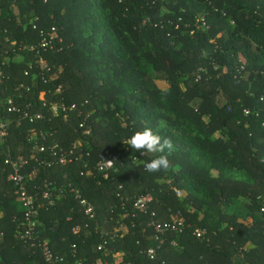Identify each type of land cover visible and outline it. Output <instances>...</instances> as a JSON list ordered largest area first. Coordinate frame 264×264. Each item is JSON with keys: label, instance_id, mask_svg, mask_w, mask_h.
<instances>
[{"label": "trees", "instance_id": "1", "mask_svg": "<svg viewBox=\"0 0 264 264\" xmlns=\"http://www.w3.org/2000/svg\"><path fill=\"white\" fill-rule=\"evenodd\" d=\"M10 6L1 0L8 14L0 18V121L7 128L0 142V264H47L38 245L15 237L14 218L22 221L23 213L4 163L21 154L23 172L30 171L37 166L32 156L47 154L32 149L37 142L66 151L78 145L72 162L40 169L27 189L38 209L34 241L67 264H112L114 254L129 264H264V0H16ZM201 16L207 27L195 29ZM39 31L56 48L35 55L24 48L40 41ZM40 72L47 83L35 78ZM7 98L42 118L30 123L22 112L10 113ZM59 102L74 109L54 114L51 105ZM167 126L190 134L198 149ZM146 127L172 140L166 171H146L144 164L161 154H142L127 143ZM105 150L117 156L107 178L94 170ZM220 169L242 173L212 174ZM71 187L96 213L80 235L74 228L87 219ZM146 194L153 197L149 211H136L134 199ZM175 216L185 224L182 233H156L152 219L163 226ZM196 228L206 231L204 239L193 235ZM156 235L164 242L154 260L146 259L140 252L157 245ZM104 241L107 252L97 251Z\"/></svg>", "mask_w": 264, "mask_h": 264}, {"label": "built area", "instance_id": "2", "mask_svg": "<svg viewBox=\"0 0 264 264\" xmlns=\"http://www.w3.org/2000/svg\"><path fill=\"white\" fill-rule=\"evenodd\" d=\"M11 2L10 8L13 10V4L16 2V0H7ZM1 2V0H0ZM1 11V9H0ZM223 16L225 14L221 12ZM37 18H35L36 20ZM179 22H182V18L178 17L177 23L175 27L177 28L179 26ZM231 24H233V21H230ZM186 27H189L188 24L185 25ZM195 29L200 28H206L207 22L205 20V17H199L195 19L194 23ZM32 29H36V25L33 24ZM192 31V30H191ZM39 34L41 36V39L36 44H30L27 45L24 50L30 53H34L35 55H39L40 52L50 51L56 48V44L54 42L53 37L49 33H44L43 31H39ZM60 41V40H59ZM38 63V61H36ZM29 69H32V64L29 65ZM36 79L40 78L43 83H47L49 81L47 75L44 72H40L36 74ZM60 90V87L56 89V93H58ZM6 105L8 108V111L10 113H21L22 119L28 120L30 123H34L36 120H40L42 118L41 113H32L31 111L27 109H20L18 108L12 98H7ZM43 106L45 104L43 103ZM28 107V106H27ZM25 107V108H27ZM74 109V105H72L70 108H67L63 102L54 103L51 105V110L54 114H58L59 112H62L64 116L68 115L67 110ZM244 114H249V110L245 109ZM80 128H83V123L79 124ZM85 135H89L88 130H84ZM7 136V128L3 122L0 121V142H2ZM35 134L32 135V139H35ZM46 137L43 135V133H40L39 140L45 141ZM78 147V145H73L72 148L69 150H63L61 148L57 149V146H52L47 148L44 144V142H37L33 146V150L39 152V153H47L42 157H34L32 156V159H34L37 166H33L30 171L23 172V170L27 166V159L21 155L16 154L15 156L7 155L4 163L11 167L12 172H10L7 176V180L11 181L15 187V194L18 198V202L21 208V211L23 213V220L19 222L18 219L14 218V220L19 223L18 224V232L15 237L19 238L22 241H28L31 242L32 246L38 245L43 259L47 264H67V261L64 256L57 253L54 249L49 247L45 243L41 242H35L36 240V226H37V215H38V209L36 205L35 198L28 194V182L34 179L36 174L40 169L49 168L55 164L59 165H65L66 163H70L73 160V156L75 155V149ZM77 157H75V160ZM137 158L134 157L133 161H136ZM106 161H113L111 164H108ZM117 162V156L114 152L105 150L104 152L100 153L98 155V159L96 162V165L94 166V170L98 173H100L103 178H107L108 172L114 169L115 164ZM83 174V173H82ZM91 172L87 171L84 175L88 176ZM70 186V184H69ZM122 186H118V189L120 190ZM70 192L73 193V196L75 200L78 202L79 206L82 209L83 215L86 217L87 222L83 226H76L74 228V232L78 235L81 234V231L83 229H88L89 222L95 220L96 213L93 205L83 197L82 193L77 187H71ZM177 195L180 194L179 191H175ZM63 193V191H61ZM46 197H48V194H46ZM153 201V197L150 194L139 196L138 198H135L133 201V208L136 211L147 213L149 211V206ZM50 204H53V201L50 202ZM260 211L262 214H264V204L261 206ZM151 215L153 216L154 213L152 212ZM159 222L152 219V226L154 227V230L158 234H162L165 230H170L172 232H178L182 233L185 224L182 220L178 219L176 216L172 218L169 222H165L163 226L158 224ZM120 229V228H119ZM206 231L203 229L196 228L193 231V235L198 239H204L205 238ZM159 236H155V240L158 242L155 247H149L147 249H142L140 254L145 256L146 259L154 260L157 256V251L163 244V239H161ZM106 241L103 243L97 245L96 250L97 251H104L107 252L106 249ZM171 245L175 246V242L171 241ZM73 249V257H75L76 252V244H72ZM113 263L112 264H129L126 262L123 258L120 257L119 254L113 255ZM121 260V261H119ZM74 264H83L81 260L76 261ZM106 264V263H105Z\"/></svg>", "mask_w": 264, "mask_h": 264}, {"label": "clouds", "instance_id": "3", "mask_svg": "<svg viewBox=\"0 0 264 264\" xmlns=\"http://www.w3.org/2000/svg\"><path fill=\"white\" fill-rule=\"evenodd\" d=\"M128 145L137 152L144 153H160L156 155L150 162L144 164V168L149 173L158 172L161 169L168 170L170 161L168 155L174 150L172 140L168 137H162L155 133L151 128H144L142 131H136L127 141ZM111 164L113 161H106Z\"/></svg>", "mask_w": 264, "mask_h": 264}, {"label": "rangeland", "instance_id": "4", "mask_svg": "<svg viewBox=\"0 0 264 264\" xmlns=\"http://www.w3.org/2000/svg\"><path fill=\"white\" fill-rule=\"evenodd\" d=\"M95 1V0H94ZM166 1V3H169L170 2V0H165ZM189 1V0H188ZM100 14V17H101V19L102 20H104V18H105V15L104 14H102V13H99ZM117 46H118V44H116L115 45V49H117ZM128 55V51H126L125 52V54H124V56H127ZM139 65H140V68H142L143 70H145V71H147L148 73H150L151 72V69H150V66L149 65H147L145 62H144V60L143 59H141L140 60V63H139ZM162 126H164V125H159V127H162ZM158 127V128H159ZM167 128H168V130L170 131V130H172L171 132H173L178 138H179V141L182 143V144H186V145H188V144H191V145H193L192 143H191V136H190V134L189 135H185V134H183L179 129H177V128H175V127H171V126H167ZM157 128L155 129V130H153L155 133H157ZM176 130V131H175ZM194 146V145H193ZM196 149H198V147L197 146H194ZM196 151V150H195ZM196 154L201 158L200 159V161L201 162H206V164H209V160H208V158H207V156H202V154L199 152V151H196ZM220 173H225V174H231V175H237V174H241L242 172H240V171H238V170H232V171H228V170H223V169H220L219 171H213L212 172V174H215V175H218V174H220ZM231 209L232 208H230L229 210H228V212H231Z\"/></svg>", "mask_w": 264, "mask_h": 264}, {"label": "crops", "instance_id": "5", "mask_svg": "<svg viewBox=\"0 0 264 264\" xmlns=\"http://www.w3.org/2000/svg\"><path fill=\"white\" fill-rule=\"evenodd\" d=\"M7 14V10L5 8H2L0 11V18H5Z\"/></svg>", "mask_w": 264, "mask_h": 264}]
</instances>
